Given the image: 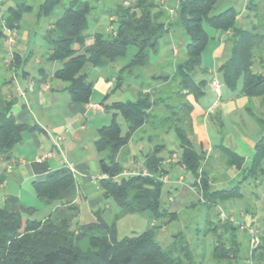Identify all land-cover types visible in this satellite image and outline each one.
Listing matches in <instances>:
<instances>
[{
    "label": "trees",
    "instance_id": "trees-1",
    "mask_svg": "<svg viewBox=\"0 0 264 264\" xmlns=\"http://www.w3.org/2000/svg\"><path fill=\"white\" fill-rule=\"evenodd\" d=\"M219 1L176 0V21L188 37V42L185 45V58L175 66L174 72L179 83L173 96L180 102L176 106L167 104L172 113L178 115L179 124L172 128L168 126L162 132L174 133L180 154L172 166H178L184 173L191 175L192 185L198 188L199 199L207 207H219L225 202L241 199L242 189L241 183L225 189H212L208 177L199 172L205 151L194 148L190 141L191 105L185 101V97L192 95L198 99L204 94L207 83L195 79L196 73L201 71L202 53L209 41L204 24L219 33V36L230 33L227 38L230 42L228 55L217 69L223 86L230 91L237 90V96L248 99L264 97V75L252 71V51L263 38L254 28L241 25L233 6L214 14L212 11ZM259 1L262 0H247L246 9L255 12ZM59 2L43 0L38 15L48 17ZM116 8L118 18L115 27L110 30V36L104 37L102 33L95 32L92 43L82 51L79 48L84 46L88 38L85 32L89 28L88 14L91 9L87 2L71 0L44 35L50 46L46 61L59 64L53 78L67 83L66 91L71 102H90L92 85L85 82L86 77L81 73L86 64L94 68L106 66L123 58L128 48L134 47V55L126 66L119 69V73L126 68L131 70L130 73L146 68L149 65V53L158 51V40L169 32L170 25L163 20V12L151 0H137L134 6L123 7L120 4ZM31 10L30 5L19 4L8 7L0 15V48L1 42L7 39L4 30H17L23 14ZM10 60L13 62L9 66L13 67L19 58L12 53ZM166 77L160 78L165 80ZM141 90L134 100L116 101L108 106L113 110L111 121L98 130L95 141L96 151L107 154L98 161L103 175L99 187L103 200H112L120 214L146 213L150 221L165 214L176 217V212L162 209L160 203L164 187L161 176L170 173L161 166L165 157L160 153L166 149V145H154L143 156L144 173L122 176V167L115 159L120 149L128 144L132 134L145 124L151 108L161 107L159 102L151 99L150 94H143ZM14 102V99L0 92V156L6 158L21 141L22 132L31 129L27 124L15 122L12 112ZM181 113L187 117L188 124L179 117ZM117 115L126 123L124 134L116 121ZM257 120L264 122L261 118ZM161 121L170 122V118L164 116ZM222 152L228 166L242 168L243 158L225 148H222ZM172 153L175 152L169 151L168 155ZM242 171V181L259 174L264 175V134L255 142L253 153ZM72 184L71 175L53 173L41 181H34L32 188L39 199L51 204L58 199L61 191L67 190ZM102 212L96 210V220L80 225L77 233H74L67 219H51V216L23 219L18 214L0 208V264H200L194 261L188 250L183 252V257L178 258L173 256L170 248L163 249L156 241L152 228L117 240L115 224H108ZM226 216L222 220L217 212L216 224L209 229L216 234V244L209 254V264H238L241 260L246 264L249 260L252 264H264V233H257L259 243L250 253L248 246L242 249L239 237L240 233L246 232L229 220V215ZM84 239L87 248L82 250L78 243Z\"/></svg>",
    "mask_w": 264,
    "mask_h": 264
},
{
    "label": "rangeland",
    "instance_id": "rangeland-1",
    "mask_svg": "<svg viewBox=\"0 0 264 264\" xmlns=\"http://www.w3.org/2000/svg\"><path fill=\"white\" fill-rule=\"evenodd\" d=\"M70 1L71 0H60L53 12L48 17H43L38 15V8L43 0H0V15H2L10 6L16 7L19 4H28L32 7L30 12L23 14L19 28L13 33L15 35L13 38V43H15V39H25L26 44L25 46H21L20 50L21 52L24 51L25 54L31 52V58L22 63L19 59L16 65L10 67L9 64L13 61L10 60L11 57L9 58V53L7 54V52L13 53L12 48L14 44H12V47H9L7 40H3L1 42L0 92L2 94L9 90L13 93V88L11 89L10 82L13 83L14 77H17L21 84L23 83V72L30 76H36V70L38 68H43L47 72H50L54 66L56 69L59 67L58 63H48L46 61L50 46L45 40L44 35L48 29L52 28V23L61 15L63 10L69 5ZM82 1L87 2L91 9L88 14L89 28L85 32L86 35H88V38L87 41H85L84 46L79 48V51H82L84 47L92 43L90 40L95 32L102 33L104 37L110 36V30L112 27H115V21L118 18L116 8L118 5L121 4L123 7H130L134 6L137 2V0ZM151 1L159 5V9L163 12V20H166V18L169 17V32L165 33V35H163V37L158 40V51L156 53H149V67L136 70H140L139 72L142 78L141 92L143 94H150L151 99H155L157 102H159L161 107L151 108L145 124L132 134L131 140L128 142V144L122 147L116 155L115 159L122 167V176L132 173L130 168L127 169L128 167H133L134 173H140L143 156L150 149H152L154 145L162 144L158 137H153L155 136V132H159L158 134L162 136V132L165 131L168 126H171L172 128L177 127L179 124L177 120L178 115L172 113V110L169 108V106H176V104L180 102L178 98L175 99L173 96V92L177 90L179 83V79L174 72L175 64H178L185 58V45L188 42V37L184 33L182 27L176 21V0ZM244 2L247 3V0H220L212 12L216 14L230 6H233L235 9H239ZM171 7H173V9ZM239 20L241 25L246 26L247 28H254L257 34L263 38L260 45H258L252 51V71L254 73L264 75V0L259 1L257 10L255 12L246 10ZM204 29L208 36L217 34L219 37V33L215 32L205 24ZM212 41L213 40L209 41L208 45L203 51L202 66L210 67L211 58L209 55V47L211 46ZM227 43L228 46L227 52L225 53L226 56L228 55L230 48V42L228 40ZM9 48H11V50H9ZM76 48L78 50V47ZM25 49L27 50L25 51ZM135 51L136 50L134 47H130L123 58L117 60L114 63L106 65L104 68H95V70L101 72L104 75L107 73V75L110 76L111 72L114 73L115 77L118 76V81L114 82V90L112 94H110L105 99H103L102 95H99L93 91L90 100L98 103L102 101L106 110L104 113L98 114H92L89 112V117L91 119L88 126L90 129L86 131L82 139H88L93 125H107L110 123L113 110L109 109L107 105L114 101L135 99L131 89V81L133 82V79H135V75L133 74L134 71L130 73L131 70L129 71L126 68L124 71L119 73V69L126 66V64L134 55ZM159 53H163L167 63L158 64L157 59ZM224 59L225 57L216 60V69L222 64ZM13 68L14 70H12ZM164 76H167L165 80L160 78ZM196 77H198L197 79L199 80L201 78L202 80L208 82V84L206 83L204 89L209 90V80L212 76L205 73L200 74L198 71L196 73L195 79ZM216 78L219 80L222 86L223 101H226L227 94H230L229 96H237V90L230 91L223 86L220 75H217ZM43 86L49 87L47 83L43 84ZM249 107L250 111L254 113L256 118H261L264 121V97L250 99ZM237 115H229L224 118V131H227L233 136H236L237 132L241 135L244 134V140L247 142H254L255 132L258 131V126L255 119L245 111H242V116ZM164 116L170 118V122L161 121ZM179 117L184 119L185 124H188V119L185 114L181 113ZM116 121L120 125L122 134H124L127 130L125 121L119 115H117ZM165 143L166 149H164L160 154L162 157H165V160H167V165H165V167L167 166L170 169V173H165L161 176V180L165 185L160 196V203L162 209L164 208L170 212H176V217H170L168 214H165L158 219H153L150 221L146 213L120 214L117 205L112 200H102V202L98 205V209L103 211L102 217L108 224H115L117 240H120L124 237H131L141 234L148 228H152L155 232V238L158 244L163 249L168 248L169 250L170 248L174 257H183V252L188 250L191 256L194 258V261L200 264H209V254L213 245L216 244V234H214V232L209 229H211L213 224H216V213L219 212L220 218L222 213L229 215V217L233 219L236 224L243 222H241V219L236 216V209L234 210V208L231 206L229 207L230 204L228 203H231V201L227 203L225 202L219 207H207L199 199V193L197 190L198 188H194L195 191H190L187 184L193 182L191 175L184 173L183 170L178 166L173 168L172 161L174 162L178 157L175 153H172L171 156L168 155L169 151H176L178 153V143L176 137L172 133L168 134L165 137ZM100 155L102 158H104L107 154L102 153ZM129 157H133L134 161H131ZM95 166L98 168V160L95 162ZM182 175L185 176V179L178 185H175L177 192L169 191V184H173L174 181H176L178 177ZM242 183L243 188L241 187V189L243 192L245 191V193L248 195L256 193L258 198L261 199V205L264 206V196L262 197L263 192L261 190L262 187L264 188V175L259 174L247 180H243ZM235 184L236 183L231 184L230 187L235 186ZM168 191L172 193L169 194ZM243 192L241 191V193ZM106 204L108 206L107 208L105 207ZM85 207L86 205H81V212L77 220L86 224L93 222L94 219L91 216L90 210L86 209ZM42 208V205L35 206L36 211L32 216L28 217L32 219L42 218L44 216ZM51 219L56 218L52 217ZM67 222L70 226V230L74 231V233H77L80 225L75 223L74 220L69 221L67 219ZM218 232L221 233V230L218 229ZM239 237L242 243V249L247 248L248 237L246 233H240ZM78 246L82 250H85L87 248V241L84 239L78 243ZM238 264L246 263L245 261L241 260L238 262Z\"/></svg>",
    "mask_w": 264,
    "mask_h": 264
},
{
    "label": "crops",
    "instance_id": "crops-1",
    "mask_svg": "<svg viewBox=\"0 0 264 264\" xmlns=\"http://www.w3.org/2000/svg\"><path fill=\"white\" fill-rule=\"evenodd\" d=\"M246 4L244 2L239 9H235L238 19L246 12ZM171 8L173 9V7ZM168 19L169 17L165 21L170 24ZM229 35L230 33L226 32L219 37L217 34L209 36V41L213 40L209 47L210 67L202 66L201 57L200 74H209L212 76L211 79L219 75L215 62L226 57L225 53L228 46L226 39ZM90 41H92V37ZM25 44L24 38H18L15 39L12 48V52L20 59L21 63L26 62L32 56L31 52L26 54L24 51L21 52L20 47L25 46ZM157 61L158 64L167 63L163 53H159ZM55 69L54 66L50 72H47L43 68H38L36 76H30L23 72V83L21 84L18 78L14 77L13 83L10 82L13 93L10 90L4 93L7 97L15 100L12 107L15 122L27 124L31 129L22 132L21 141L14 147L8 158L0 156V208H5L7 211L26 219L36 211L35 206L42 205L44 216L40 219L51 216V218L74 220L75 223L82 225L85 223L77 220L81 212V205H86L85 208L90 210L95 221L94 212L98 210V205L103 200L102 191L99 187V180L103 178V175L100 173L99 164L98 168L95 166V162L102 158L100 155L102 153L96 151L95 141L98 137V130L106 125H93L88 139L82 138L90 129L88 126L91 119L89 112L92 114L104 113L106 109L102 101L98 103L90 100L87 104L71 102L66 91L67 83L53 78ZM139 71L134 70L135 79L133 82L131 81L132 94L135 98L142 85ZM81 73L86 77L85 82L91 83L92 93L95 91L102 95L103 99L112 94L114 82L118 81V76L115 77L114 73L111 72L110 76L107 73L104 75L89 64L83 67ZM197 78L196 80H199ZM46 83L49 85L47 89L42 87ZM30 84L32 90L28 91L27 87ZM19 91H22L23 94L21 95ZM229 95L227 94L226 101H223L222 92L220 98L217 99L209 87V90L204 89V94L198 99L192 95L185 97V101L191 105L189 114L191 121L190 141L194 148L205 151L199 172L208 177L209 185L214 190L229 188L233 183H236L235 185L241 183L243 188L242 170L248 164L255 142L264 134V122H258V117L256 118L249 109L250 99ZM92 104H98L100 108L94 110L91 107ZM242 111L249 113L258 126L254 142L244 140V134L241 135L237 132V135L233 136L224 131V118L237 114L242 116ZM158 133L155 132L153 137H158L164 145H166L165 137L170 133L174 135L173 132L162 134V136ZM57 136L61 138L58 141L59 148L54 145ZM222 148L228 149L243 158L244 162L241 169L228 166ZM174 152L178 156L180 154L179 147L178 153ZM46 153H50L48 158L38 160ZM129 159L134 161L133 157H129ZM165 165H167V160L162 162V166L170 171ZM141 167L140 172L144 173L142 164ZM129 168L132 174H136L133 167L127 169ZM53 173H58L61 176L71 175L73 184L67 190L61 191L56 201L46 204L35 195L32 183L41 181ZM182 176L178 177L177 182L174 181L173 184H169V191L177 192L175 185L185 179V176ZM192 184L193 182L188 183L187 186L190 191H195ZM261 190L263 197L264 188L262 187ZM169 191L168 193L171 194L172 192ZM228 204H230L229 207L236 209V216L241 219V222L254 227L259 235L264 233V206L261 205V199L256 193L248 195L244 191L241 199L233 200ZM105 207H108L107 204Z\"/></svg>",
    "mask_w": 264,
    "mask_h": 264
},
{
    "label": "built area",
    "instance_id": "built-area-1",
    "mask_svg": "<svg viewBox=\"0 0 264 264\" xmlns=\"http://www.w3.org/2000/svg\"><path fill=\"white\" fill-rule=\"evenodd\" d=\"M5 31V33H6V40H7V42H8V44H9V47H12V44H14L13 43V38H14V31H11V30H8V29H5L4 30ZM10 50V49H9ZM11 52H9V57H12L11 56ZM11 59V58H10ZM210 88H211V90H212V92L214 93V95H215V97L218 99V98H220V96H221V93H222V86H221V84H220V82H219V80L217 79V78H212L211 80H210ZM43 88H45V89H47L48 87H45V86H42ZM27 90L28 91H31L32 90V85L30 84L28 87H27ZM20 92V94L22 95L23 94V92L22 91H19ZM91 107L94 109V110H96V109H99L100 108V106L98 105V104H92L91 105ZM61 140V138H60V136H57L56 138H55V140H54V145H55V147H57V148H59V146H58V141H60ZM50 156V153H46V154H44L40 159H38V160H42V159H45V158H48ZM221 218L222 219H226L227 218V216L224 214V213H222L221 214ZM229 220H231L234 224H236L235 222H234V220L233 219H229ZM236 225H238L239 227H240V229L241 230H243V231H245L246 232V235H247V237H248V247H249V252L251 253V251L257 246V244L259 243V238H258V234H257V231H256V229L254 228V227H252V226H248V225H246V224H244V223H240V224H236ZM248 264H252V261L251 260H249L248 261Z\"/></svg>",
    "mask_w": 264,
    "mask_h": 264
}]
</instances>
